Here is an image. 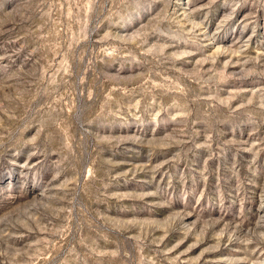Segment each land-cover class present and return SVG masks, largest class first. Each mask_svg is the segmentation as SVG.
<instances>
[{"label": "rangeland", "instance_id": "obj_1", "mask_svg": "<svg viewBox=\"0 0 264 264\" xmlns=\"http://www.w3.org/2000/svg\"><path fill=\"white\" fill-rule=\"evenodd\" d=\"M0 264H264V0H0Z\"/></svg>", "mask_w": 264, "mask_h": 264}]
</instances>
